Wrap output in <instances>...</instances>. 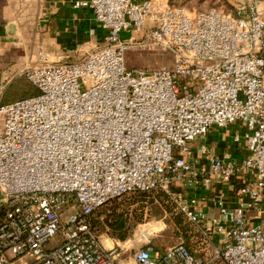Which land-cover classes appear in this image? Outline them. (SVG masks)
<instances>
[{"label":"built area","instance_id":"2783aa9c","mask_svg":"<svg viewBox=\"0 0 264 264\" xmlns=\"http://www.w3.org/2000/svg\"><path fill=\"white\" fill-rule=\"evenodd\" d=\"M75 7L93 12L103 40L76 60L41 54L25 72L37 95L0 106V264H119L125 247H106L93 217L154 190L200 230L211 255L184 243L160 253L145 235L137 264H264V9L256 0L237 16L169 0ZM134 48L167 55L172 67L129 68ZM237 123L242 160L195 146ZM222 186L238 206L217 197L216 218L178 192Z\"/></svg>","mask_w":264,"mask_h":264},{"label":"crops","instance_id":"0c3cea01","mask_svg":"<svg viewBox=\"0 0 264 264\" xmlns=\"http://www.w3.org/2000/svg\"><path fill=\"white\" fill-rule=\"evenodd\" d=\"M75 1L0 0V106L11 104L22 97V87L19 89L16 84L25 76L27 69L38 64L41 54L56 56L65 52L76 57L78 53L95 47L103 40L104 32L96 23L93 12L90 9L76 8ZM237 3L250 5L254 0H238ZM256 3L260 10L264 9V0H256ZM216 132L217 140L214 136ZM244 132L239 123L212 129L201 139L207 142L202 145H207L216 155L230 154L240 161L246 155L242 139ZM237 138L241 142H237ZM178 192L182 195L183 203L192 198L197 199L196 209L208 218H216L219 214L217 197L224 198L231 208L238 206V201L228 186L209 190L183 188ZM203 197L208 200L205 206ZM193 227L196 236L189 239L188 248L196 257H210V248L202 233ZM154 249L160 253L165 252ZM119 264L137 263L134 256H126ZM212 264L224 263L215 261Z\"/></svg>","mask_w":264,"mask_h":264},{"label":"rangeland","instance_id":"374dc122","mask_svg":"<svg viewBox=\"0 0 264 264\" xmlns=\"http://www.w3.org/2000/svg\"><path fill=\"white\" fill-rule=\"evenodd\" d=\"M237 1L238 0H231V2L229 0H169L172 5L184 7L191 13H203L216 9L234 16L238 15L240 7L243 6V4H239ZM123 38L128 39L129 35L123 34ZM51 57L54 59V56ZM77 57L78 56L73 57V59L76 60ZM126 61L129 68H140L147 71L163 67L171 68L173 64L172 58L167 55L158 52L142 51L136 48L127 52ZM35 92L36 94L38 93L36 89ZM214 136L217 140V132L214 133ZM194 144L195 146H198L207 144V142L206 140L197 139ZM122 201L124 200L109 202L105 207H101L102 209L100 208L93 217V220L98 219L99 235L101 236V241L106 247H125L123 252L125 255L123 257L127 256L128 258H132L136 251L144 248L145 239H143V237L145 235L148 237L147 239L151 241L152 246L161 252L182 243L181 235L172 223L173 218L170 219L169 215L163 213L158 204L151 206L149 203H143V206L135 205L130 209L129 213L125 214V218H128L126 231H124L127 237L125 241L117 238L114 231L111 230L107 224L105 217L106 215L113 213V207L116 203H120V206L114 214H120L125 208V204L124 202L122 203ZM0 211L1 218L4 215V208L2 206H0ZM141 214L143 215V219L140 222H136V217H140ZM182 225L184 226L183 223ZM184 228L186 229L185 226ZM59 242L60 238L54 239L53 246L58 245ZM31 261L32 260L29 257H26L23 259L22 263L19 264L30 263Z\"/></svg>","mask_w":264,"mask_h":264},{"label":"trees","instance_id":"16d2710c","mask_svg":"<svg viewBox=\"0 0 264 264\" xmlns=\"http://www.w3.org/2000/svg\"><path fill=\"white\" fill-rule=\"evenodd\" d=\"M16 86L19 89L22 87L23 94L21 95L22 96L20 98L21 100L37 95L35 92V88L29 82V80L27 79L26 76H24L16 84ZM121 200H124V201H122V203L124 202V204H125V208L122 210V212L118 215L114 214L117 211V208L120 206V203L119 204L116 203L115 206L113 207V210H114L113 213L106 215L105 218H106V222L109 225V227L111 228V230H113L114 233L116 234V237L122 241H125L126 237H127V235L124 231H126L128 218H125L126 217L125 214L129 213L130 209L133 206H135V205L143 206L144 205L143 203H147V204L149 203V205H151V206H155V204H158L163 213H165L166 215H169L170 219L173 218L172 223L175 226V228L178 229V232L181 235V241L187 247H189V244H188L189 239L196 236V232H195L193 225L188 221L186 216L180 210L177 209L176 205L172 202L170 197L162 191L154 190V191H150V192H135V193L126 195L120 199H117L113 202L121 201ZM104 207H105V205H104ZM0 214H1V211H0ZM1 219H2V217L0 218V221H1ZM142 219H143V215L141 214L140 217H136L135 221L140 222ZM97 220L95 219L93 224L99 233ZM182 223L184 224L186 229L184 228Z\"/></svg>","mask_w":264,"mask_h":264}]
</instances>
